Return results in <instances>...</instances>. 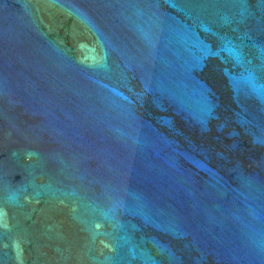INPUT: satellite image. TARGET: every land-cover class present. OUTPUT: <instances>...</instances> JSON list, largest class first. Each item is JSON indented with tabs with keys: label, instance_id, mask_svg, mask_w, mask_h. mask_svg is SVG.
I'll return each mask as SVG.
<instances>
[{
	"label": "water",
	"instance_id": "95a60500",
	"mask_svg": "<svg viewBox=\"0 0 264 264\" xmlns=\"http://www.w3.org/2000/svg\"><path fill=\"white\" fill-rule=\"evenodd\" d=\"M0 264H264V0H0Z\"/></svg>",
	"mask_w": 264,
	"mask_h": 264
}]
</instances>
